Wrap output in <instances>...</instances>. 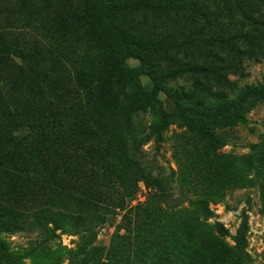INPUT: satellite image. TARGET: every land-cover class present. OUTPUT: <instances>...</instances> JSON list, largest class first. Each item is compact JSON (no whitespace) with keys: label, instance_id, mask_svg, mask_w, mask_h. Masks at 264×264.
I'll return each mask as SVG.
<instances>
[{"label":"trees","instance_id":"trees-1","mask_svg":"<svg viewBox=\"0 0 264 264\" xmlns=\"http://www.w3.org/2000/svg\"><path fill=\"white\" fill-rule=\"evenodd\" d=\"M113 1L107 0L110 4ZM130 1L134 8L129 16L133 29L141 25L149 31L153 25L152 30L171 38L177 48L194 37L208 46L212 55L208 60H199L187 48L174 55L162 50L160 62L156 59L153 64L141 60L143 65L135 69L133 84L123 86L118 82L123 89L115 96L118 104L114 110L123 114L132 100L145 97V101L134 104L127 118L118 119L110 127L93 116L94 111L92 116L87 112L85 122L77 118L68 122V117L56 116L72 111L82 101L76 95L68 100L57 96L56 103H50L45 97L46 93L55 95L65 76L71 80L67 66L51 70L49 81L44 83L38 77L36 93L45 91L36 97L47 107H38L33 114L31 107L36 97L27 95L30 83L24 69L17 67L20 73L15 76L17 81L11 80L10 97L0 96L1 110L11 116L7 120L0 118V134L16 136L20 132L24 142L20 143L19 165L29 176L30 184L22 190L16 204L7 206L0 198V264H64L73 252L99 264H115L118 258H130L126 264H198L200 259L191 256L196 245L193 234L205 229L214 234L217 229L219 237L224 232L218 223L211 224L209 217L211 205L223 202L225 195L219 197L181 185L178 174L185 168L181 161L178 169L171 167L170 173L165 174L156 173L145 159V145L154 142L160 152L167 142L166 133L173 125L170 117L165 115L159 124L151 126L143 122L161 95L174 99L185 126L189 125L190 131L193 127L202 130L204 155L219 159L218 152L233 143L223 131L246 126L248 114L258 103H264V84L239 87L237 81L230 79L231 75H244L247 60L264 58V0H236L235 6L227 9L210 0H201L199 5L200 0ZM79 5L78 0H54L46 8L38 0H0V30L10 34L17 29L15 26L23 29L27 21L37 20V16L51 21L54 16L60 19L62 11L69 16ZM135 5L146 14H136ZM27 7L33 8L31 14ZM178 14L183 15L182 24L186 27L171 31ZM146 18L151 20L142 22ZM105 26L117 39L120 32L109 14ZM8 33L0 32V54L10 61H0L1 70L6 72L5 82L13 79L8 66L16 68L10 46L2 43V35ZM20 57L26 55L22 53ZM33 72L41 75L39 68ZM43 75L47 76V71ZM143 76L149 79L147 84L142 83ZM188 76L193 77L190 87L177 85L179 78ZM75 78L81 85L86 75L78 72ZM54 85L57 87L49 91L48 86ZM50 107L55 108V112H50L52 116L44 112ZM139 182L154 190L155 201L133 207L131 201ZM118 212L123 213L119 228L124 232L115 235L108 247L96 245L98 229ZM6 213L12 219L9 223ZM19 233L31 238L26 245L13 246L10 238ZM62 235L78 237L75 250L63 245Z\"/></svg>","mask_w":264,"mask_h":264},{"label":"rangeland","instance_id":"rangeland-1","mask_svg":"<svg viewBox=\"0 0 264 264\" xmlns=\"http://www.w3.org/2000/svg\"><path fill=\"white\" fill-rule=\"evenodd\" d=\"M53 1L38 0L46 4V8H49ZM78 1L79 7L69 16L64 10L60 19L54 16L52 18L54 20L51 21L45 16L44 18L37 16V20L27 21L28 25L23 29L15 26L17 29H12L10 34L0 30L1 33H8L2 35V43L10 46V56L16 63V68L14 65L8 66L9 68L11 66L13 79L8 78L7 82L3 80L6 72L0 67V96L10 97L8 88L13 84L11 80L17 81L15 76L20 73L17 67L24 69L26 80L30 83V88L26 89L27 95L36 97L38 94L41 97L43 94L40 92H44L45 89L36 93L38 77L39 82L44 83L49 81L51 70L67 66L68 74L71 71V80L69 76H65L64 81L60 80L58 83L60 87L58 91L55 90V95L46 93L45 97L50 103H56L57 96L68 100L76 95L75 97L82 101L72 111L61 112L56 116L68 117V122H72L74 118L85 122L87 112L92 116L91 112L94 111L93 116L105 121L110 127L118 119L127 118L134 104L145 101V97L132 100L130 108L123 114L114 110V105L118 104L115 98L118 96L117 92L123 89L124 85L133 84L136 80L135 69L143 65L141 60L153 64L156 59L160 62L162 50H168L174 55L176 51L184 52L187 48L199 60H208L212 55L209 47L194 37L186 39L183 46L177 48L171 42V38L161 37L155 29L152 30L153 25L149 27V31L141 25L133 29L129 16L133 14L134 8L130 0H114L111 4L107 0ZM210 1L227 9L229 6H235L236 0ZM201 2L198 1V5ZM135 7L136 14L139 12L146 14L143 10H138L140 7L136 5ZM26 10L31 14L33 8L27 7ZM107 14L114 19V24L120 32L117 39L109 34L105 26ZM177 16V23L173 25L171 31L178 27H186L182 24L183 15ZM150 20L151 18H146L142 19V22L147 23ZM125 52L131 57L128 58ZM22 53L26 58L20 57ZM0 61L10 63L9 59L2 57L1 54ZM144 65L147 66L146 63ZM34 66L39 68L41 75L34 74ZM244 68L243 76L240 74L230 76L231 80L237 81L239 87L264 84V58L257 61L247 60ZM43 71H47V76L43 75ZM78 72L86 75L81 85L75 78ZM192 80V76L179 78L177 85L188 88L192 85ZM65 81L68 83L67 86ZM141 81L147 84L149 79L143 76ZM118 82H122L123 86ZM52 87L56 88L57 85L48 86L49 91ZM0 100L2 101L1 97ZM35 101L31 107L33 114H36V108L47 107L46 103L37 97ZM176 102L161 95L152 111L149 110L143 124L148 126L159 124L166 115L170 117L173 125L166 133L167 142L160 152L157 151L154 142L145 145V159L152 164L156 173L165 174L170 173L171 167L178 169L181 161L185 167L178 174L181 185H191L187 187L219 197L225 195L223 202L211 205L212 215L209 217V222L218 223L224 228V232H221L219 237L216 236L219 234L217 229L214 230V234L206 229L203 232L200 230L195 232L192 240L196 245L191 256L200 259L198 264H264V103H258L248 114L246 126L223 131L230 135L233 143L222 148L218 152L219 159L213 160L204 155L203 147L206 145L201 143L202 130L193 127L190 131L189 125L185 126L187 124L181 120L175 106ZM0 112L2 119L7 120L11 117L1 108ZM44 112L52 116L55 108L50 107ZM19 133L17 131L16 136L0 134V184L3 187L0 190L2 192L0 198L4 199L7 206L16 204L15 200L21 197L22 190L30 184L29 176L19 165L22 155L20 143L24 142ZM153 194L152 188L144 182H139L131 206L152 204L155 201ZM122 216V212L109 216L108 221L98 229L96 245L108 247L115 235L124 232L119 228ZM4 217L6 222L12 221L9 213ZM33 237L35 235H32ZM30 238L25 233H19L10 238V241L13 242V246L26 245ZM61 239L63 245L75 250L78 237L62 235ZM69 256L64 264H99L89 262L85 256L76 252ZM128 261L131 259L118 258L115 264H126Z\"/></svg>","mask_w":264,"mask_h":264}]
</instances>
